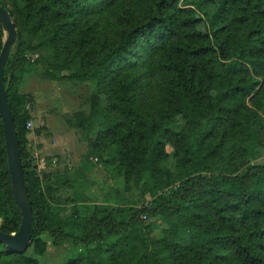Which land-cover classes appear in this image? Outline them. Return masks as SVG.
Returning a JSON list of instances; mask_svg holds the SVG:
<instances>
[{"label":"trees","instance_id":"1","mask_svg":"<svg viewBox=\"0 0 264 264\" xmlns=\"http://www.w3.org/2000/svg\"><path fill=\"white\" fill-rule=\"evenodd\" d=\"M0 4L17 29L3 84L33 248L0 243V264H41L43 232L83 246L65 264H264V0ZM4 35L0 22V50ZM31 50H41L44 77L94 84L78 125L101 122L91 148L123 181L101 200L81 175L92 165L39 170L29 156L31 115L17 84L35 69ZM20 221L0 119V231Z\"/></svg>","mask_w":264,"mask_h":264},{"label":"rangeland","instance_id":"2","mask_svg":"<svg viewBox=\"0 0 264 264\" xmlns=\"http://www.w3.org/2000/svg\"><path fill=\"white\" fill-rule=\"evenodd\" d=\"M39 54L41 50H31L27 53V59L35 69L17 84V90L26 99L24 108L31 115V124L27 125L29 156L33 164L42 170L46 169L47 165H50L48 169L52 171L64 168L79 169L83 162L92 165L90 170L81 172V175L85 181L92 183L91 192L101 200L105 197L104 193L111 187L122 186L123 181L100 163L98 155L91 148L101 122L87 118V124L78 125L77 112L89 111L88 97L94 89V84L87 80L81 82L77 79H66L68 75L65 72H56V77L52 79L44 77ZM101 103L106 104L105 98H101ZM102 108L101 105L99 114ZM87 119L85 118V121ZM166 151L169 153L171 147L167 146ZM259 161L264 162V155ZM41 164L45 165V168L39 167ZM120 190L126 196H136L134 189L129 192L123 188ZM68 193H71L69 188L60 190L62 196ZM158 230V227L153 228L150 233L152 240L159 236ZM40 238L47 243L44 253L37 255L41 264H65L83 249L81 244H74L70 240L53 243V238L48 232H43ZM32 250L31 245L27 254L31 255Z\"/></svg>","mask_w":264,"mask_h":264},{"label":"water","instance_id":"3","mask_svg":"<svg viewBox=\"0 0 264 264\" xmlns=\"http://www.w3.org/2000/svg\"><path fill=\"white\" fill-rule=\"evenodd\" d=\"M0 22L5 33L0 50V119L14 200L21 213L18 230L13 233L0 231V243L16 253H23L31 244L32 208L24 182L17 132L3 84L4 67L10 55L11 45L17 38V29L11 12L1 4Z\"/></svg>","mask_w":264,"mask_h":264},{"label":"built area","instance_id":"4","mask_svg":"<svg viewBox=\"0 0 264 264\" xmlns=\"http://www.w3.org/2000/svg\"><path fill=\"white\" fill-rule=\"evenodd\" d=\"M30 124H31L30 121H28V122H27V125L29 126ZM40 166H41V167L43 166L42 168H44L45 165H42V164H41V165H39V167H40ZM39 169H40V168H39ZM142 218H145V215H143Z\"/></svg>","mask_w":264,"mask_h":264}]
</instances>
